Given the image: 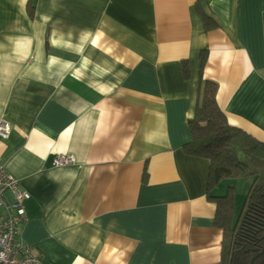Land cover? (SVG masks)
<instances>
[{"label": "crops", "instance_id": "obj_1", "mask_svg": "<svg viewBox=\"0 0 264 264\" xmlns=\"http://www.w3.org/2000/svg\"><path fill=\"white\" fill-rule=\"evenodd\" d=\"M205 80L264 143V0H0L19 245L40 264H219L210 162L185 150Z\"/></svg>", "mask_w": 264, "mask_h": 264}, {"label": "trees", "instance_id": "obj_2", "mask_svg": "<svg viewBox=\"0 0 264 264\" xmlns=\"http://www.w3.org/2000/svg\"><path fill=\"white\" fill-rule=\"evenodd\" d=\"M205 19L212 25L211 17L206 14ZM205 60L204 57L202 67ZM184 72L188 76L187 67ZM217 88L214 81L201 82L195 112L189 121L193 139L185 150L210 162L209 198L217 204L216 224L224 231L219 264H252L253 259L256 264H264V143L229 124L217 105ZM251 176L254 182L243 211L237 223H233L230 193L222 196L212 191L223 179Z\"/></svg>", "mask_w": 264, "mask_h": 264}, {"label": "built area", "instance_id": "obj_3", "mask_svg": "<svg viewBox=\"0 0 264 264\" xmlns=\"http://www.w3.org/2000/svg\"><path fill=\"white\" fill-rule=\"evenodd\" d=\"M10 127L0 122V138L8 139ZM74 162L71 155H58L54 167H63ZM12 196V200L8 199ZM30 199L28 192L20 189V184L3 166H0V264H40L32 247L19 245L17 234L25 219L24 202Z\"/></svg>", "mask_w": 264, "mask_h": 264}, {"label": "rangeland", "instance_id": "obj_4", "mask_svg": "<svg viewBox=\"0 0 264 264\" xmlns=\"http://www.w3.org/2000/svg\"><path fill=\"white\" fill-rule=\"evenodd\" d=\"M254 182L251 177L226 178L221 181L220 187L215 189L217 195H226L230 193L232 197V217L233 223H237L245 204L248 192Z\"/></svg>", "mask_w": 264, "mask_h": 264}, {"label": "water", "instance_id": "obj_5", "mask_svg": "<svg viewBox=\"0 0 264 264\" xmlns=\"http://www.w3.org/2000/svg\"><path fill=\"white\" fill-rule=\"evenodd\" d=\"M241 158H243L242 155H241ZM263 252H264V251H263ZM252 264H256V263H255V259H253Z\"/></svg>", "mask_w": 264, "mask_h": 264}]
</instances>
